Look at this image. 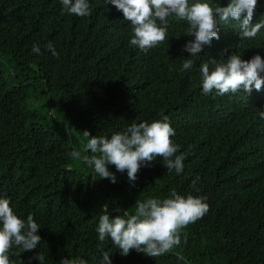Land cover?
I'll list each match as a JSON object with an SVG mask.
<instances>
[{
	"label": "trees",
	"instance_id": "trees-1",
	"mask_svg": "<svg viewBox=\"0 0 264 264\" xmlns=\"http://www.w3.org/2000/svg\"><path fill=\"white\" fill-rule=\"evenodd\" d=\"M88 2L91 15L79 17L64 13L60 0H0V198L21 219L31 213L42 237L29 252L14 247L11 264H40L30 260L38 252L44 264L76 257L99 264L101 250L112 264H182L177 253L188 264H264V87L203 95L199 71L205 62L211 69L226 48L244 60L264 58V28L240 40L237 22L221 23L220 39L182 71L190 57L184 45L194 39L185 21L170 19L165 40L145 53L130 45L132 26L122 12L106 0ZM201 2L214 7L230 0ZM262 20L264 0H258L253 23ZM49 42L58 56L46 50ZM33 100H45L44 107L33 108ZM164 116L175 130L177 155H184L180 174L168 173L158 158L141 167L133 187L112 165L116 183L91 177L89 166L70 156L92 155L85 152V130L110 138ZM173 189L209 205L182 230L186 243L182 234L178 248L154 258L135 250L122 256L110 239L99 241L104 204L111 218L134 214L137 200H163Z\"/></svg>",
	"mask_w": 264,
	"mask_h": 264
},
{
	"label": "clouds",
	"instance_id": "clouds-1",
	"mask_svg": "<svg viewBox=\"0 0 264 264\" xmlns=\"http://www.w3.org/2000/svg\"><path fill=\"white\" fill-rule=\"evenodd\" d=\"M63 12L79 17L91 15L88 0H60ZM122 12L124 20L130 22L133 36L129 43L147 53L150 49L162 43L167 35L170 19L185 21L188 25L186 35L194 37L184 45V51L190 54L182 64V71H190L194 60L204 52L206 45H211L213 39L219 40L220 24L237 22L240 40H251L264 28V20L253 23L258 0H230L227 6L220 3L212 4L197 0H106ZM46 50L53 56H58L54 45L49 42ZM32 52L41 54L38 45L32 46ZM228 49L221 51L219 60L212 59L213 67L209 62L200 65L202 77V94L215 93L219 96L236 94L243 91L251 93L253 88L260 91L264 87V58L259 54L250 60L232 52L227 55ZM226 57V61L223 59ZM264 119V111L259 113ZM87 137L85 152L72 151V158L82 159L92 170L91 177L95 179H108L111 183L117 182L114 172L109 165L115 167L117 172L127 173L132 186L138 178L141 167H148L158 158L162 159L168 173L175 171L180 174L184 171V155L179 154V145L172 141L175 130L168 122V117L151 123H132L126 130L111 135L92 136L87 130L83 131ZM199 177L193 180V188ZM198 191V189H197ZM200 196H182L173 189L169 198H147L137 200L135 212L128 210L111 218L108 214L109 205L104 204L101 209L105 214L99 218L96 228L98 239L103 243L110 239L113 246L119 249L122 256H127L132 250L146 256L157 258L173 251L181 245L182 230L189 224L201 219L209 210V205ZM119 212L120 209L117 208ZM40 226L33 215L21 219L10 207V201L0 198V264H11L10 251L15 247L23 253L37 248L42 237L38 235ZM184 235V242L187 236ZM19 255L20 253H15ZM102 259L99 264H112L108 251L101 250ZM177 260L188 264L184 257L177 253ZM44 264L45 257L41 253L30 257ZM59 264H88L79 257L62 258Z\"/></svg>",
	"mask_w": 264,
	"mask_h": 264
},
{
	"label": "rangeland",
	"instance_id": "rangeland-1",
	"mask_svg": "<svg viewBox=\"0 0 264 264\" xmlns=\"http://www.w3.org/2000/svg\"><path fill=\"white\" fill-rule=\"evenodd\" d=\"M45 101V100H43ZM43 101H39V102H35L34 100L30 102L31 106L33 108H43L44 107V102ZM46 108V107H45Z\"/></svg>",
	"mask_w": 264,
	"mask_h": 264
}]
</instances>
